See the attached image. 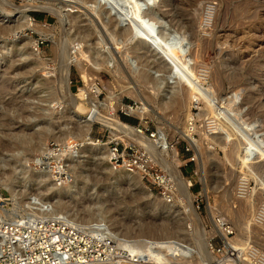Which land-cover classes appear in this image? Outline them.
<instances>
[{
	"label": "rangeland",
	"instance_id": "374dc122",
	"mask_svg": "<svg viewBox=\"0 0 264 264\" xmlns=\"http://www.w3.org/2000/svg\"><path fill=\"white\" fill-rule=\"evenodd\" d=\"M9 1L7 4L0 1V28L14 25L20 16L17 8H24L29 19L47 32L30 27L16 35L0 34V46L7 43L10 48L8 54L2 55L0 51V181L18 165L16 150L29 145L28 140L21 142L18 136L30 139L36 135L38 139L33 137V142L48 136L49 144L52 141L47 132L49 127L58 134L66 132L65 126L73 115L69 106L72 100L67 104L62 98L61 79L66 68L70 90L75 95L95 80L103 92L101 100L114 92L124 104L140 109L144 103L152 110L142 122L135 113H122L118 105L112 108L113 114L125 124L135 127L145 122L157 134L161 129L165 131L179 159L171 167L178 168L182 177L192 181L194 218L189 219L181 202H165L158 189L147 182L151 192L143 193L137 187L143 183L141 180L129 176L124 169L114 170L109 162H102L85 149L82 161L74 169L71 167L74 175L71 183H77L75 193L65 192L70 183L48 191L47 182L41 180L38 187L32 181L26 188L21 186L26 194L37 192L38 197L53 204L60 199L72 213L79 215V220L87 219L95 208H101L106 213L107 226L120 235H146L134 241L140 247L137 255L140 259H145L149 252L141 249V244L142 247L152 244L192 256L188 260L191 264H215L222 261L210 257V242L220 247L224 239L227 248H239L241 253L221 264H264L254 262L249 253L254 248L264 256V0H158L166 6L155 8H159L165 22L183 39L189 51L187 58L176 59L177 86L183 105L178 114H174L172 106L161 108L157 89L127 63L129 56L135 57L138 70L148 72L154 65L151 63L154 55L140 53L135 44L128 43L129 39L122 41L119 33L113 40L111 23L97 15L93 1ZM207 3L218 8L215 26L201 24ZM58 12L67 14L63 26ZM100 38L102 45H98ZM29 40L32 43L26 44L24 50H34L39 64L27 65L21 56L23 51L19 47ZM97 49L112 55L113 67L101 72L94 70L86 56L94 55ZM74 57L85 58L84 70L71 62ZM194 96H200L203 103L192 109L194 114L203 107L206 117L216 118L220 126L217 136H204L201 128L206 117L196 118L199 132L194 134V139L199 141L202 157L197 155V146L189 143L194 139L185 130ZM83 104V109L89 108ZM90 135L99 138L102 144L112 136L110 129L100 123L93 125ZM192 157L194 161H190ZM33 169V166L29 168L31 172ZM12 204L20 207L0 184V207H12ZM218 217L228 221L234 230L232 236H225L215 222ZM145 228H150V232H145Z\"/></svg>",
	"mask_w": 264,
	"mask_h": 264
},
{
	"label": "bare ground",
	"instance_id": "6f19581e",
	"mask_svg": "<svg viewBox=\"0 0 264 264\" xmlns=\"http://www.w3.org/2000/svg\"><path fill=\"white\" fill-rule=\"evenodd\" d=\"M0 1L6 4L10 3L9 0H0ZM81 1L83 2L93 1L97 5V15L103 20H106L107 23L108 22L109 24L111 23L110 33H111L113 40L116 37H118V30H119L118 22H120L121 20H130L134 24L135 30H133L131 34H128L124 39H129L130 42H134L136 38L152 40L164 52V54L173 62V66L171 67V70L167 71L155 65V60H152L151 63L153 62L154 65L150 66L148 68V72H146V71L138 70L139 66L137 64V58L132 57V56H129L127 58V63L129 67L131 68V70L133 72L138 71V74L140 75V77L144 76L146 81L152 83L153 86L157 89V95L159 94L161 96L160 97L161 99L160 107L167 108V107L172 106L174 114H178L182 110L183 105H182V97H181V94H179L178 86H177L178 77H179V74H178L179 68H178V65L176 64V59L178 57L187 58L189 51H188V47L182 43L183 39L180 38L177 35V33L171 27H169V25L165 22L164 18L159 12L160 11L159 8H155L156 5H160V2H158V0H119V1L118 0H103L105 2V5L107 4L111 5V9L102 11V7H101L102 0H81ZM146 5L148 7L144 9V6ZM164 6L166 5H160V8ZM216 7L217 6L214 7V4L212 3H207V5L204 4L203 11L205 10L204 12L205 17L203 16V19L201 22L203 27L213 26V25L215 26V20H216V15H217V10H218V8ZM116 8H118L121 11V12L120 11L118 12L117 17L113 15V11ZM17 9L20 13V16L18 15L19 17L17 18V20L15 19L14 25H7V26L0 28V34L8 35V34L15 33L16 35L17 33H20V31L23 32L24 30L29 29L30 27H34L43 32H47L46 29H42L36 23H34L33 19L32 20L29 19L24 8H17ZM61 12L60 13L58 12V14L60 16L61 25H62L64 23V16L66 13L62 14L63 12L62 13ZM55 13H57V11ZM140 23L149 25L154 31L155 36H152L149 32L142 29V27L140 26ZM172 36H176L178 38L179 43L177 45L176 44L174 45L171 43ZM30 43H32V40H29L22 47H19V50L23 51L21 56L24 60L28 62L27 65L39 64L38 61L36 60L37 59L36 54L33 52L34 50L33 51L24 50L26 48V44H30ZM102 43L103 41L100 38L98 40V45H102ZM136 48L138 51L140 50L142 51L143 46L141 44L140 45L137 44ZM80 50H82V48ZM0 51L2 55L8 54L7 52H10V48L7 45V43H4L0 46ZM82 54L86 55V52H83ZM104 54H105L104 51L97 49L95 50L94 55L90 56L88 54L86 56L87 58L91 59V62H92V65L95 71L101 72V70L103 69H108L109 67L114 66L115 61L112 55L111 54L104 55ZM137 57H140V56H137ZM84 59L81 57H74L73 59H71L72 60L71 62L75 63L79 69L84 70L85 69ZM147 60H150V59H147ZM63 72L65 74L63 76V80L61 79L62 81L61 83L63 84L62 98L67 104H68V101L72 100V103L69 102L70 104L69 106H71V109H72L71 114H73L69 118L72 119V121L71 122L68 121L69 123H67V125L65 126L66 129L64 131L66 132H62L61 134H58L57 131H54L55 129L54 130L50 129V127H49V130H47V132L50 135V138L56 142L66 143L70 139H77L83 142V147L81 148L82 149L81 154L79 152L81 151L80 149L78 151L79 152L78 155H73V157L70 159V166L73 168L78 163H80L82 161V158L84 157V152L86 150L95 151L93 152V154L96 155L99 160L101 159L102 162L105 161L108 164L109 157H110L109 143L112 140L121 139L125 141L126 143L128 142L137 143L145 147L147 150H149L152 156L154 157V160L162 168H164L165 170H167L174 176L179 186V190H180L179 195L181 198V199L177 198L176 202H181L182 208L188 213L187 216L189 217V219H193L194 218V207H193L194 199L192 198V195H191L190 183L187 179H185L184 177L180 175V171L178 170V168L171 167V164L173 162H178L179 159L177 157L175 148H171V142L169 141L165 131L161 129L159 133L157 134L156 142L151 141L154 139H151L145 135L139 134L136 127H133L131 125H128V124H125L119 121L116 115L113 114L112 108L116 105H118V108H120L123 104L120 100V97L116 93L110 92L107 98H105L104 100H101L96 94L92 95L91 90H93L94 88V83H95L94 82L95 80H94L92 83L87 84V86L80 88V92L75 95L70 90V86H69L70 80L68 77L67 69L63 68ZM174 75L176 77H174ZM169 79H173V83L171 85H169L168 83ZM201 80H204V78ZM129 86L127 87L128 91H130ZM130 88H134L135 90H137L134 85L130 86ZM76 97L79 100H77ZM83 102L85 104H88L89 106L88 109L86 110L83 109L85 106ZM200 104L203 105L200 96H194L193 99L191 100L189 112L186 115L187 122H186L185 130L187 132V135L190 134V136H192L193 139L196 138L194 134L199 132V129L195 124L196 118L198 119L204 118L207 115L206 111L204 110L202 111L203 107L202 109H200V112H198L197 114H194L193 108H195V106L198 107ZM211 106L213 107V102H211ZM129 111L137 114L141 119H143L145 116H147V113L151 112L152 110L151 111L148 110L146 105L143 103L142 108L135 109L134 107H129ZM224 115L228 121L231 120V117L228 114H224ZM202 121L204 122V126L203 128H201V131L203 132L202 134H204V136L214 137L220 133L219 122L217 121L216 118L206 117L205 119H202ZM71 123H74V126L72 125H71L72 127L69 126V124ZM95 123H100L104 125L105 127H107L108 129H110L112 136L109 142L104 143V144H97L92 141L90 133ZM46 128L48 127L46 126ZM30 136L32 137V135ZM18 137H20L21 142L28 140V142L26 143H29V145L28 147L22 146L23 147L22 149L16 150V153H15L16 159H17L16 161L17 163L18 162L19 163L18 165L15 166V169L13 170V172H11L12 174L9 173L10 175H8L6 178H3V180L0 181V184L3 185V187H5V189H7L8 192H10L11 196L15 200L18 201V204H20V207L16 208V206L13 204H12V207L8 206L9 204L5 207H0V229L2 228V222L5 220L14 222L17 219L24 220L27 217H35V218H40V219H43V218L51 219L58 215H63L69 218L71 221L81 224V225H90V226L96 225L98 226L99 229H101V227H104L111 234L110 236L116 239L118 246L128 248L131 254V259L135 258L137 260L136 262L130 261V262H127L126 264H191L188 260H190L192 256L190 255L186 256L184 254H180L177 251H175L174 253L169 252L166 249L159 248L157 247V245L154 246L152 244H147V245L143 244L144 247H142V244H141V249L143 248L144 251L148 250L149 252L145 254V256L143 255L145 259H140V257L137 256L138 253H140L139 252L140 247L138 248L137 247L138 244L136 245L134 241L141 240V237H145L146 235H143V234L142 235L138 234L135 236H131L130 234H129L130 236H125L122 234L120 235V233L116 229H112V228H109V226H107V223H108L107 216H106L105 211H103L101 208H95L94 211L90 213V216L87 219L79 220L78 219L79 215L77 216V214H74L75 211L74 213H72L73 210L71 212L70 209L67 207V205L60 199L53 204L51 203L49 199H45V198L41 199L40 197H38L39 195L37 192H33V191L30 192L28 190L29 193L26 194L25 189L22 190L20 187L22 186L23 188H26L27 184L31 181L35 182V184L37 185L36 187H38V184H40L41 180L47 182L46 184H47L48 191L53 190V189L57 190V187L62 186V185H60L59 183L55 181L50 171L38 170L35 167H33L35 169V170L33 169L34 171L31 172L29 170L33 162L35 163L39 162V158H40L39 155L44 154L48 151L49 149V146H48L49 144L47 143L48 142L47 140L49 139L48 136L42 139L36 140V141L34 140V142L32 140L33 137L30 139L29 138L25 139L24 136H18ZM189 143L192 145L195 144L197 146V151H198L197 155L198 157H202V154L198 148L199 147L198 139H194L190 141ZM84 149L85 151L83 152ZM128 174L129 176H132L134 178H137L138 180H141V177L139 175L132 174L129 172ZM76 187H77V183H73V184L70 183L68 187H65L66 189L65 192L73 194L76 191ZM23 194L26 195L25 199H21V197H23ZM7 207L9 209H7ZM144 231L150 232V228H145ZM224 234L226 237L228 236V233L226 231H224ZM172 237L174 238L177 236L173 235ZM228 239L231 240L232 242V239L230 238ZM1 242H2V239L0 238V244ZM208 242H209V238H208ZM209 248L211 251L210 257H215L216 259H219L222 262H225L226 259L231 257L230 256V254H232L231 252H233L234 255L241 253V249L239 248H236L237 250L235 249L232 250V248H227L226 246V249H228L230 253L228 256L225 255V253L223 256H221L215 253L211 246H209ZM261 259L262 261H259V262L263 263L264 256H261ZM80 260L82 261V259ZM222 262H218L215 264H221ZM70 264H73V263H70ZM77 264H90V263H77ZM92 264H112V263L110 261H106V262H101V261L96 262L95 261Z\"/></svg>",
	"mask_w": 264,
	"mask_h": 264
},
{
	"label": "built area",
	"instance_id": "2783aa9c",
	"mask_svg": "<svg viewBox=\"0 0 264 264\" xmlns=\"http://www.w3.org/2000/svg\"><path fill=\"white\" fill-rule=\"evenodd\" d=\"M102 93L100 86L95 82L91 94H96L100 98ZM129 107L134 106L123 103L120 111L127 113ZM141 121L144 120L141 119ZM144 123L135 126L139 134L156 139L157 131L151 130ZM92 141L97 144L103 143L99 138H92ZM48 146V151L39 155V162H33L31 166L38 170L50 171L60 185L73 182L74 175L70 159L83 147V142L77 139H70L66 143L52 140ZM109 149V162L114 170L124 169L129 173L139 175L145 184L147 182L153 188L158 189L161 198L169 204L176 202L177 198L181 199L179 186L174 176L162 168L145 147L134 142L111 141ZM194 160V157L190 159V161ZM189 183H191V190L192 181L190 180ZM215 222L228 235L234 234L233 228L223 217H218ZM110 235L104 227L99 229L96 225H81L63 215L51 219L27 217L14 222L5 220L0 229L2 239L0 264H92L95 261L126 264L130 261L136 262L135 258L131 259L128 248L118 246L116 239ZM226 244L223 239L222 246L215 247L212 241L210 246L215 253L221 256L225 253L228 256L230 251L226 249ZM231 253L230 256H234L233 252ZM249 253L254 258V262L262 261L257 249L251 248Z\"/></svg>",
	"mask_w": 264,
	"mask_h": 264
},
{
	"label": "water",
	"instance_id": "95a60500",
	"mask_svg": "<svg viewBox=\"0 0 264 264\" xmlns=\"http://www.w3.org/2000/svg\"><path fill=\"white\" fill-rule=\"evenodd\" d=\"M102 8H104V10H109L111 9V5L107 4L105 5V2L102 0ZM148 6H144V9H146ZM120 10L118 8H116L113 11V15L117 17V14ZM121 12V11H120ZM139 22V21H138ZM118 26V33L120 35L121 40H125L124 38L128 35L131 34L133 30H135L134 24L130 21V20H121ZM140 26L142 27V29L146 30L147 32H149L152 36H155L154 31L152 30V28L149 25H145V24H141ZM128 42V41H127ZM128 43H132L135 44V46L137 44H141L143 46L142 51L140 50V53L142 54H150L152 57V60H155V63L158 67L165 69L167 71L171 70V67L173 66V62L164 54V52L157 46V44L155 42H153L152 40H145V39H141V38H136L134 40V42H128ZM171 43L172 44H178L179 40L176 36H172L171 37ZM151 60V61H152ZM174 77H176L174 75ZM170 85L173 83V79H169L168 82ZM89 152L93 153L95 151L92 150H88ZM142 181V180H141ZM143 182V181H142ZM137 187L146 194H149L151 192V189L143 182V183H138Z\"/></svg>",
	"mask_w": 264,
	"mask_h": 264
},
{
	"label": "trees",
	"instance_id": "16d2710c",
	"mask_svg": "<svg viewBox=\"0 0 264 264\" xmlns=\"http://www.w3.org/2000/svg\"><path fill=\"white\" fill-rule=\"evenodd\" d=\"M129 120H132V121H134L133 119H129Z\"/></svg>",
	"mask_w": 264,
	"mask_h": 264
}]
</instances>
